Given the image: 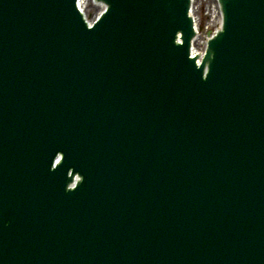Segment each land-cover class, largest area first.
Here are the masks:
<instances>
[{
  "label": "water",
  "instance_id": "water-1",
  "mask_svg": "<svg viewBox=\"0 0 264 264\" xmlns=\"http://www.w3.org/2000/svg\"><path fill=\"white\" fill-rule=\"evenodd\" d=\"M95 1L0 0V264H264V0Z\"/></svg>",
  "mask_w": 264,
  "mask_h": 264
},
{
  "label": "rangeland",
  "instance_id": "rangeland-1",
  "mask_svg": "<svg viewBox=\"0 0 264 264\" xmlns=\"http://www.w3.org/2000/svg\"><path fill=\"white\" fill-rule=\"evenodd\" d=\"M212 0H195V2H198V3H195V6H196V10L193 12L194 15H197L199 16L200 18V26H204L205 23L207 22V20H209V15H207V12L205 10V6L206 4H210ZM96 8L90 3L88 4V6L85 8V13L88 17H92L93 15L96 14ZM202 24V25H201ZM198 46H195L194 49L196 50H199L198 49Z\"/></svg>",
  "mask_w": 264,
  "mask_h": 264
},
{
  "label": "bare ground",
  "instance_id": "bare-ground-1",
  "mask_svg": "<svg viewBox=\"0 0 264 264\" xmlns=\"http://www.w3.org/2000/svg\"><path fill=\"white\" fill-rule=\"evenodd\" d=\"M213 2V1H212ZM92 4V2H90V0H84V2H83V5H84V7L86 8L87 6H88V4ZM94 4V3H93ZM97 8H98V10H100L101 9V6L99 5V4H97ZM215 9V8H214ZM215 11V10H214ZM211 16H212V14H211ZM199 39V38H198Z\"/></svg>",
  "mask_w": 264,
  "mask_h": 264
}]
</instances>
